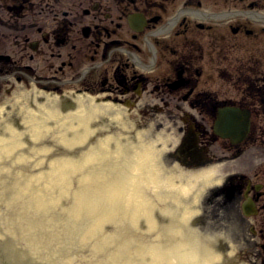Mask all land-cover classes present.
I'll list each match as a JSON object with an SVG mask.
<instances>
[{
    "label": "bare ground",
    "instance_id": "6f19581e",
    "mask_svg": "<svg viewBox=\"0 0 264 264\" xmlns=\"http://www.w3.org/2000/svg\"><path fill=\"white\" fill-rule=\"evenodd\" d=\"M33 92L25 98L31 105L16 101L12 115L0 108V154L25 146L10 160L0 156V173L13 168L0 178V203L14 215L12 229L0 226V264L219 262L225 245L209 243L200 223H188L202 209L196 185L212 183V172L185 181L165 168L161 145L135 129L120 105ZM230 261L223 264H236Z\"/></svg>",
    "mask_w": 264,
    "mask_h": 264
},
{
    "label": "flooded vegetation",
    "instance_id": "af4514ba",
    "mask_svg": "<svg viewBox=\"0 0 264 264\" xmlns=\"http://www.w3.org/2000/svg\"><path fill=\"white\" fill-rule=\"evenodd\" d=\"M133 1L0 0V85L37 87L57 94L72 89L90 94L96 101L143 105L140 110L144 118L160 113L175 124L183 119V142L175 155L191 168H212L218 162L214 151L219 138L209 125V116L216 113L220 100L205 88L198 89L204 67L195 66L190 56L177 62L170 74H156L158 39L172 36L182 23L189 26L191 20L201 22L211 17L201 4L187 2L182 8L176 7L177 11L163 23L166 10L169 5L174 8L175 1H163L165 11L156 14L138 5L132 11ZM135 12L146 19L140 33L131 27L130 17ZM198 27L205 29L203 23ZM241 28L239 23L231 26L236 35ZM132 37L139 43H133ZM155 52L153 64L150 57ZM254 89L264 116V82H255ZM182 90L186 92L180 93ZM261 159L263 163L264 156ZM228 179L214 190L208 201L209 211L226 227L225 234L238 248L244 243L258 247L264 240V182L240 175ZM246 193L255 207L254 217L244 213ZM227 226H236L237 230Z\"/></svg>",
    "mask_w": 264,
    "mask_h": 264
},
{
    "label": "rangeland",
    "instance_id": "374dc122",
    "mask_svg": "<svg viewBox=\"0 0 264 264\" xmlns=\"http://www.w3.org/2000/svg\"><path fill=\"white\" fill-rule=\"evenodd\" d=\"M163 1H168L169 3L175 1L174 8H170L171 5H169L168 11L166 10L167 14L164 16L163 23L170 19L173 13L177 11L176 7L182 8L187 2L193 6L201 4V9L207 10L208 12L253 11L264 16V0H134L131 9L133 11L135 5H138L140 8H147L153 14H156L165 11L161 5ZM199 21L191 20L189 26L182 23V25L172 32V36L158 39L161 43L158 45L159 62L156 74L161 76L170 74L177 62L180 63V60L193 56L194 65H202L204 67V75L200 80L198 89L205 88L210 93L218 96L221 101L233 102L250 107L254 113L252 134L246 142L239 146L244 151L241 159H232L238 149L237 147L232 146L227 140L219 139L214 151V159L219 162L216 166L217 172L214 174L215 180L206 187L196 185L195 191L201 195L198 204L202 209L194 213L193 218L191 217L188 223L196 222V226L200 223L199 227L203 229L207 223L206 228L208 227L209 229L210 224H208V221L210 218H213L217 225V217L209 211L208 207L209 199L215 195L214 190L221 186L217 184H222L229 177L231 178V176L237 175L244 176L246 180L254 179L264 182V162L262 165L258 163L261 162V157L264 156V116H262L260 107L258 105L255 106L257 99L256 97L254 98L255 89H253L254 82L259 83V85L264 82V22L245 16H238L227 22L220 20L207 22L201 20L205 24V29H200L198 27ZM236 23H239L242 27L237 35L231 30V26ZM140 39L142 41L143 37ZM132 42L138 41L132 37ZM150 42L155 43L156 39L153 41L150 40ZM150 45L152 46V44ZM150 58L156 62V52ZM150 58H147L148 62ZM34 89H22L6 85L1 87L0 85V108L5 107V111L12 115L17 110L15 105L16 101H23L27 106H30V101L25 100V98L29 96L33 98ZM68 91H72V89H68ZM185 92L186 90H182L180 93L184 94ZM142 106L123 105L122 107L128 110L129 118L134 121L135 129L140 131L148 130L149 133L146 137L150 140H156L159 146L161 145L163 149V165L165 168L174 169L185 181L195 179L193 175H197L196 173H200L201 171L197 172L196 170L189 169L179 162L172 164V162L177 161V157L174 158L171 156L175 152L178 144H181L180 141L183 136L180 126L186 122L181 119L175 124V122L168 120L160 113L148 114L144 118L140 110ZM209 119V125L212 129L214 117L209 116ZM0 121L3 122L1 119ZM90 125L93 130L96 129V123L94 121H91ZM15 127L20 129L18 126ZM109 130L110 128H104V131ZM133 130H131V135L133 134ZM1 136H7V133L5 135L1 133ZM27 138L28 135L22 137L24 143ZM49 140L51 142L48 144L51 148H54L52 143L55 145L56 141ZM30 142L34 144L32 139H30ZM20 148L17 149L19 150ZM17 149L13 151L10 149L9 151L11 152H7L8 150L2 152L0 156L3 155L7 160H10L18 152ZM34 149H37V147ZM15 164L19 168L22 167V163H19V161ZM12 169L9 166H5L2 173H0V178H3V173L10 176ZM30 169L33 171L40 170L39 167ZM234 172L239 173L233 175ZM257 172L258 175L256 176ZM244 187L246 189V185ZM13 216L7 211L5 204L0 203V226H3L2 230L5 228L12 229L13 221L11 218H14ZM227 227L237 230L236 226ZM218 228H220V231H223L224 226L223 228L221 226ZM207 235L209 236V233ZM210 237H214V235ZM249 238V241L252 242V238ZM208 242L211 243V241ZM260 243V246L254 248H250L247 243H244L243 247L239 250L235 249L234 252L232 249L229 250L233 252V261L236 264H264V240H261ZM229 251L222 250L221 258L216 264L225 263L231 254ZM258 255L262 257L258 258ZM21 263L29 264L27 259L22 260Z\"/></svg>",
    "mask_w": 264,
    "mask_h": 264
},
{
    "label": "water",
    "instance_id": "95a60500",
    "mask_svg": "<svg viewBox=\"0 0 264 264\" xmlns=\"http://www.w3.org/2000/svg\"><path fill=\"white\" fill-rule=\"evenodd\" d=\"M143 22L141 15H132L131 25L133 29H142ZM251 124V110L236 106H225L218 111L214 130L218 136L230 139L232 144H238L248 137Z\"/></svg>",
    "mask_w": 264,
    "mask_h": 264
}]
</instances>
